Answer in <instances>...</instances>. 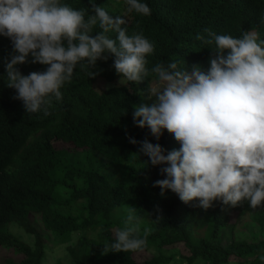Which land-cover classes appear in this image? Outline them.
Segmentation results:
<instances>
[{
	"label": "trees",
	"instance_id": "obj_1",
	"mask_svg": "<svg viewBox=\"0 0 264 264\" xmlns=\"http://www.w3.org/2000/svg\"><path fill=\"white\" fill-rule=\"evenodd\" d=\"M141 2L148 4L150 15L129 12L127 0H61L90 14L95 4L113 17L124 16L130 35L142 32L154 44V52L147 57L149 68L185 60L181 67L189 72L194 64L207 70L215 45L196 39L197 34L207 36L205 29L234 37L254 31L264 40V0ZM97 31L98 27L91 35ZM108 35L115 38L116 33ZM12 53L11 40L0 35V246L14 247L24 255L20 262L7 259V264H46L49 243L55 241L65 245V255L54 264H171L177 254L153 255L144 262L135 259V253L155 243L169 250L184 244L190 254L181 257L187 264L200 260L230 264L232 257L239 264H264L260 260L264 237L251 242L242 231L233 234L231 241L224 240L234 211L249 218L244 223L247 230H263L264 206L251 208L243 201L233 207L214 201L204 210L193 206L195 200L184 203L171 190L161 196V189L153 186L165 178L160 168L166 165L147 163L149 158L137 154L140 145L130 143L129 137L147 138L168 151L180 147L167 130L157 141L147 127L134 124L135 106L143 102L154 76L139 84L129 82L116 73L114 55L106 53L107 61L98 60L95 68L77 65L71 82L61 89L62 99L52 98L48 115L43 110L28 113L23 102L14 99L16 90L8 87L4 60ZM31 59L29 55V62L17 65L23 75L48 67L32 64ZM89 72L97 75L90 77ZM57 142L74 149H59ZM79 149L87 164L73 160ZM115 169L118 177L113 174ZM127 200L135 203L139 217L151 221L147 245L135 252L102 254L103 244L112 242L114 236L102 241L92 234L107 233L117 226L113 212ZM157 216L162 218L157 220ZM13 225L25 229L31 241L15 235Z\"/></svg>",
	"mask_w": 264,
	"mask_h": 264
},
{
	"label": "clouds",
	"instance_id": "obj_2",
	"mask_svg": "<svg viewBox=\"0 0 264 264\" xmlns=\"http://www.w3.org/2000/svg\"><path fill=\"white\" fill-rule=\"evenodd\" d=\"M128 11L150 15L148 4L127 0ZM76 9L61 0H0V35L12 42L13 53L5 58L8 87L16 90L28 113L49 114L52 98L62 99L61 89L71 82L79 64L96 67L98 60L113 54L116 73L129 82L140 83L149 76L147 100L135 106L134 124L147 127L159 141L164 130L173 134L179 149L168 151L147 138L137 154L149 158L165 178L153 186L177 194L184 203L197 201L204 210L214 201L237 206L248 201L251 208L264 206V40L245 31L240 37L217 34L196 39L214 44L210 67L194 64L189 72L185 60L157 63L149 68L147 57L154 44L142 32H128L124 16H111L100 6ZM99 31L91 35L95 28ZM116 33L115 38L109 36ZM227 50V52H226ZM48 67L23 75L17 65L29 62ZM97 72H89L90 77ZM167 153V154H165ZM159 210V209H158ZM136 209H129L124 227L105 241L102 254L142 250L150 229L140 235ZM162 218L157 216V220ZM264 261V255L260 256Z\"/></svg>",
	"mask_w": 264,
	"mask_h": 264
},
{
	"label": "rangeland",
	"instance_id": "obj_3",
	"mask_svg": "<svg viewBox=\"0 0 264 264\" xmlns=\"http://www.w3.org/2000/svg\"><path fill=\"white\" fill-rule=\"evenodd\" d=\"M142 103H150V101L147 100V95L144 96ZM56 146L59 149L67 148L71 151L74 149L73 145L65 143V142H57ZM73 160L76 162L79 161V163L81 164H87V161H86L87 159L85 160V153L82 151V149H79V153L73 155ZM113 174H115V176L118 177V170L117 169L113 170ZM133 207L136 209L135 203L131 200H127L121 207L117 208L113 212L112 218L116 219L119 222V224H117V226L112 228L107 233L106 232L104 233L96 232L92 234V236L95 237L96 235L98 238L100 237L102 241H105L108 235L114 236V233L116 230L124 227V221L128 215L129 209ZM135 215L139 217L137 214V209L135 211ZM36 220L39 222L38 219ZM139 220H140V228H141L140 234H143L144 229H150V232H151L152 230L151 221L147 218H142V217H139ZM248 220H249L248 217L240 216L238 211H234L231 215L230 226L226 230H224L225 242L231 241L233 239V234L239 235L240 232L242 231L247 232L246 238L250 240L251 242L261 240L264 237V229L260 231L259 229H256V228L254 230H250V228H248L247 230L246 227L244 228V223ZM11 231L15 235L21 237L23 240L31 241L30 236L26 233L25 229H23L21 226L13 225L11 226ZM78 236L80 235L77 234L75 238H77ZM59 242L60 241H55V243L53 242L49 243L50 244L49 249H47V254L45 257L46 264H54L59 258H62L65 255V245ZM160 254H166V255L177 254V256H175L171 264H187L186 260L182 261L181 255L187 256L190 253L188 249H186L184 244H181L179 248L176 250L175 249L169 250V249L161 248L155 243L151 246V249L139 251L134 254V257L138 262H144L145 260L150 259L153 255L158 256ZM23 258H24V255L18 252L16 248L14 247L6 248L4 246L3 247L0 246V264H7V259L13 260L15 262H20ZM233 258L234 257L231 258L230 264H239L240 262L239 259L237 258L233 259ZM195 264H207V263L204 260H200V261H197Z\"/></svg>",
	"mask_w": 264,
	"mask_h": 264
}]
</instances>
